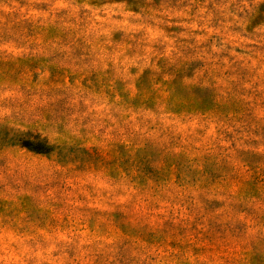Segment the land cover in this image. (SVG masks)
Here are the masks:
<instances>
[{"label": "rangeland", "instance_id": "1", "mask_svg": "<svg viewBox=\"0 0 264 264\" xmlns=\"http://www.w3.org/2000/svg\"><path fill=\"white\" fill-rule=\"evenodd\" d=\"M0 264H264V0H0Z\"/></svg>", "mask_w": 264, "mask_h": 264}]
</instances>
